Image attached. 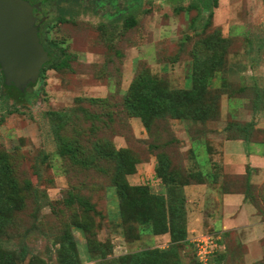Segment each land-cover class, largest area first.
Segmentation results:
<instances>
[{
	"label": "rangeland",
	"instance_id": "374dc122",
	"mask_svg": "<svg viewBox=\"0 0 264 264\" xmlns=\"http://www.w3.org/2000/svg\"><path fill=\"white\" fill-rule=\"evenodd\" d=\"M27 1L37 4L45 16L39 25L41 44L51 42L63 48V52L53 50L48 62L68 60L60 70L41 72L37 83L24 92L6 88L4 79L0 80V171L7 182L0 207L4 218L0 251L8 253L14 264H122V257L144 250L150 255L142 264H203L195 243L209 238L219 245L222 242L225 252L209 255L207 264H248L247 249L233 232L193 239L187 232L183 236L186 198L178 181H188L182 173L189 167L187 139L193 126L182 127L177 120L164 117L152 120L146 131L139 118L124 109L128 64L132 62V68L141 54L150 59L156 54L161 63L188 60L199 38L212 44L219 30L213 27L214 13L218 24L228 20L223 31H233L239 1L246 0H231L229 11L224 4L214 8L213 0ZM250 8L246 5V15ZM108 11L111 16L106 15ZM210 11L212 19H208ZM130 19L136 23L134 30L126 27ZM258 19L264 20V11ZM193 21L199 29L205 21L211 25L199 37L180 43ZM131 47L136 49L130 51ZM124 60L126 79L122 82ZM168 68L170 78L162 79V87L181 88L183 78L178 82L173 68ZM140 69L143 73L151 70L146 62H141ZM100 84L104 87H96ZM78 97L105 100L78 102ZM51 111L71 116L60 136L74 149L78 162L70 155H59L53 127L61 120L50 116ZM117 157L126 170L133 166V175L125 176L129 185L134 184L133 177L138 185L132 186L164 188L157 194L166 204L163 217L173 221L175 241L166 233L168 243L154 245L151 240L156 236L144 231L140 242H131L138 224L130 221L133 216L128 213L129 221L123 222L120 215L115 184L123 174ZM158 166L160 173L165 167L174 181L160 183ZM263 177L261 171L253 181ZM132 262L139 264L142 259H130L128 264ZM253 264H264V257Z\"/></svg>",
	"mask_w": 264,
	"mask_h": 264
},
{
	"label": "crops",
	"instance_id": "0c3cea01",
	"mask_svg": "<svg viewBox=\"0 0 264 264\" xmlns=\"http://www.w3.org/2000/svg\"><path fill=\"white\" fill-rule=\"evenodd\" d=\"M231 3V0H217L216 8L224 4L229 11L232 9ZM239 5L238 22H235L233 31H223L228 20L223 25L218 24L214 13L213 27L219 29L220 38L226 40L229 46L224 55L223 67L217 68L207 87L219 96L218 118L204 124L200 121L176 122L182 127L187 124L193 126L187 139L191 155L188 168L200 175L198 183L183 187L188 238L233 232L247 249L246 262L253 264L264 257V246L261 245L264 239V215L257 208V204L263 205L264 177L253 181L255 176L264 171V20L258 19L264 11V0L239 1ZM246 5L251 6L247 15ZM241 9H244L242 13ZM196 31L183 33L180 43H184L187 36H195ZM133 49L136 48L131 47L130 51ZM125 60L120 75L122 82ZM141 62L147 63L153 75L165 76L168 80L171 73L168 67L171 66L172 73H176L175 79L178 82L181 78L184 80L179 89L192 87V58L161 63L156 54L152 59L141 54L132 68V62L127 65L126 76L130 79L124 94ZM204 125L206 129H202ZM197 128L200 131L197 132ZM183 136L186 137L185 134ZM131 181L134 182L132 185H138L136 178L131 177ZM247 184L250 189H247ZM150 191L158 195L157 192H163L164 188L157 186ZM151 241L154 245L162 241L167 244L169 235L156 236Z\"/></svg>",
	"mask_w": 264,
	"mask_h": 264
},
{
	"label": "trees",
	"instance_id": "16d2710c",
	"mask_svg": "<svg viewBox=\"0 0 264 264\" xmlns=\"http://www.w3.org/2000/svg\"><path fill=\"white\" fill-rule=\"evenodd\" d=\"M207 1V0H206ZM214 8L217 7V0H213ZM208 8V7H206ZM212 11L209 12L208 19H212ZM190 29L195 30L199 29L195 26V22H191ZM211 25V24H210ZM209 23L205 21L200 27L199 31H196L197 37L202 35L210 27ZM126 27L128 30L136 29V23L133 19L128 20ZM190 36L186 37V41L189 40ZM185 41V42H186ZM212 44L207 40L198 39L193 45L192 50L190 51V57L194 60L193 63V73L191 76L192 87L190 89H171L169 87H162V79L165 76L157 77L151 73V70L148 72H142L140 69V64L137 69L136 75L132 80L129 89L124 95V109L130 113L132 118H139L141 124L149 131L150 123L152 120H160L164 117H169L174 120L179 121H200L204 124L207 121H213L218 118L219 113V96L215 91L208 89V82L213 73L221 67H223L224 55L228 50V42L220 38L219 32L216 34L214 40L212 39ZM183 44V43H182ZM44 49L48 52L49 58L53 50H58L63 52V48H59L51 42H47V45L44 46ZM118 53V52H117ZM68 58H58L56 62L53 61L45 64L41 70L44 73L47 69L51 70H60L63 67H66ZM0 80H3V75H0ZM101 85V84H100ZM33 85L29 86L32 87ZM104 86V85H103ZM16 90L14 87H7ZM107 98V97H106ZM76 100L79 102H84L85 100L90 102L103 101L105 98H82L78 97ZM75 110H72L73 113ZM50 116L60 119V123L53 127L54 129V138L56 139V147L58 153L61 156L70 155L72 160L76 163L75 151L71 146L64 143V140L60 136V131L67 121L70 120V115L68 112H57L51 111ZM96 129L95 127L91 128V131ZM202 129H206V126H202ZM193 131V130H192ZM200 131L199 128L196 130ZM120 154L121 152H117ZM117 156V155H116ZM118 163L122 168V174L118 175L116 178V194L119 200V209L122 220H128L125 216L128 213L133 216L130 221L136 222L138 224L136 228V235L131 242H137L141 239V234L144 231H149L153 236H159L168 233L172 241H175V230L173 229V221L169 218L165 220L163 209H166V204L163 199V196H159L151 193L150 189L143 186H132L129 185L125 176L133 175L134 169L130 165L126 170L125 164L123 161L117 157ZM160 165V164H159ZM132 166V167H131ZM185 166V165H184ZM183 166V167H184ZM160 166L157 167L159 170ZM165 169V167H164ZM160 173L157 172L158 179L163 185H167L174 181V177L170 173L164 171ZM185 176H188V181H178L182 187L190 185L192 183H198L200 181V175L193 173L189 168H183V173ZM179 180V177H178ZM7 182L3 178V174L0 171V207L2 206V199L5 197V190ZM247 189H250V186L247 184ZM263 205L257 204L258 211L264 215V197L262 199ZM171 213V212H170ZM180 214V211H179ZM160 215V216H159ZM4 225L3 210H0V229ZM156 226H160V229ZM185 232V233H184ZM183 236L186 238V231H183ZM224 248L220 250L225 252V246L220 242ZM105 254L106 248L102 249ZM147 250L140 251L139 254H132L130 257L124 256L121 258L122 264H128L130 259H143L149 257L150 253L146 252ZM154 254H162V252H152ZM13 259L8 253L0 251V264H14ZM131 264H135L132 262Z\"/></svg>",
	"mask_w": 264,
	"mask_h": 264
},
{
	"label": "water",
	"instance_id": "95a60500",
	"mask_svg": "<svg viewBox=\"0 0 264 264\" xmlns=\"http://www.w3.org/2000/svg\"><path fill=\"white\" fill-rule=\"evenodd\" d=\"M27 0H0V69L4 84L24 92L35 85L49 55L40 42Z\"/></svg>",
	"mask_w": 264,
	"mask_h": 264
},
{
	"label": "built area",
	"instance_id": "2783aa9c",
	"mask_svg": "<svg viewBox=\"0 0 264 264\" xmlns=\"http://www.w3.org/2000/svg\"><path fill=\"white\" fill-rule=\"evenodd\" d=\"M195 248L198 258L203 264H207L209 255L212 256L214 253H217L223 249L221 245L216 242H212L209 238L203 239V241L197 240L195 243Z\"/></svg>",
	"mask_w": 264,
	"mask_h": 264
},
{
	"label": "flooded vegetation",
	"instance_id": "af4514ba",
	"mask_svg": "<svg viewBox=\"0 0 264 264\" xmlns=\"http://www.w3.org/2000/svg\"><path fill=\"white\" fill-rule=\"evenodd\" d=\"M31 5H36L35 3H31ZM115 7V6H114ZM39 8H40V6H39ZM109 8H111V9H114L113 8V6H111V7H109ZM42 10H37V9H35L34 10V17H35V25L37 26V28H38V35H40V31H39V25L43 22V20L45 19L44 17V15L42 14V12H41ZM106 13V12H105ZM111 13H110V11H108L107 13H106V15L107 16H111L110 15ZM98 16H100L101 17V14L100 15H98ZM44 47V46H43ZM46 51V50H45ZM47 52V51H46ZM48 53V52H47Z\"/></svg>",
	"mask_w": 264,
	"mask_h": 264
}]
</instances>
